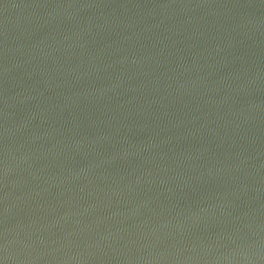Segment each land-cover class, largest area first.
<instances>
[{"label": "water", "instance_id": "95a60500", "mask_svg": "<svg viewBox=\"0 0 264 264\" xmlns=\"http://www.w3.org/2000/svg\"><path fill=\"white\" fill-rule=\"evenodd\" d=\"M0 264H264V0H0Z\"/></svg>", "mask_w": 264, "mask_h": 264}]
</instances>
